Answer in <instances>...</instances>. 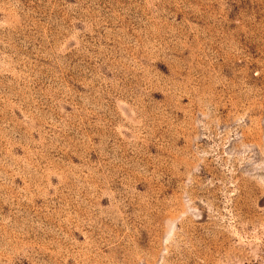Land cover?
Returning <instances> with one entry per match:
<instances>
[{
	"label": "rangeland",
	"instance_id": "374dc122",
	"mask_svg": "<svg viewBox=\"0 0 264 264\" xmlns=\"http://www.w3.org/2000/svg\"><path fill=\"white\" fill-rule=\"evenodd\" d=\"M0 264H264V0H0Z\"/></svg>",
	"mask_w": 264,
	"mask_h": 264
}]
</instances>
